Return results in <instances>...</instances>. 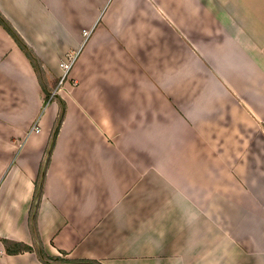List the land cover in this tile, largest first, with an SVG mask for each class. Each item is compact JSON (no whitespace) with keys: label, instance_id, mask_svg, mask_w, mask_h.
Segmentation results:
<instances>
[{"label":"crops","instance_id":"0c3cea01","mask_svg":"<svg viewBox=\"0 0 264 264\" xmlns=\"http://www.w3.org/2000/svg\"><path fill=\"white\" fill-rule=\"evenodd\" d=\"M0 13L49 92L75 55L36 217L46 255L264 264V0H0ZM57 112L0 27V264H42L22 249Z\"/></svg>","mask_w":264,"mask_h":264},{"label":"trees","instance_id":"16d2710c","mask_svg":"<svg viewBox=\"0 0 264 264\" xmlns=\"http://www.w3.org/2000/svg\"><path fill=\"white\" fill-rule=\"evenodd\" d=\"M0 27L13 40V42L20 49V51L24 54V56L29 61L30 65L32 66L36 74V77L38 79V82L40 84V87L44 93V104L45 103L47 104L49 100V103L56 102V104L58 105L57 116H56V119L54 121V124L50 132L48 144H47V147L44 153V158L40 163L38 174L34 182L33 199H32V204L29 210L28 225H29L31 234L36 240L34 241V245L32 248L23 246L22 251L33 252L36 255L38 261L42 264H101L100 262L96 260H88V259L72 260V259H66L63 257H50L45 254L42 248V245L39 241L37 231H36L37 211H38L40 199L43 193L44 179H45V174H46L47 167L50 161V156L54 148L56 137L60 130V126L64 119L66 107H65V103L58 95H54L51 97V93L47 89L45 74L42 69L41 61L38 59V57L35 55L33 50L26 44V42L22 39V37L18 34V32L12 27V25L8 22V20L1 13H0ZM63 255L65 256V254Z\"/></svg>","mask_w":264,"mask_h":264},{"label":"built area","instance_id":"2783aa9c","mask_svg":"<svg viewBox=\"0 0 264 264\" xmlns=\"http://www.w3.org/2000/svg\"><path fill=\"white\" fill-rule=\"evenodd\" d=\"M83 36H84V38H86L88 36V32H85L84 31L83 32ZM74 60H75V55L74 54H71V53H68L62 59V61L60 62L59 67H60V70H61L62 74H61L60 80L58 81L57 87L55 88V90H53L51 92V97L54 96V95H56L57 91H59V89H60V86L67 79L68 73L70 71V68H71ZM32 130H36L37 131V126L34 125L32 127Z\"/></svg>","mask_w":264,"mask_h":264},{"label":"rangeland","instance_id":"374dc122","mask_svg":"<svg viewBox=\"0 0 264 264\" xmlns=\"http://www.w3.org/2000/svg\"><path fill=\"white\" fill-rule=\"evenodd\" d=\"M83 34V33H82ZM58 84V82H56L55 83V85L54 86H56ZM56 88V87H55ZM55 90V89H54ZM52 92V91H51ZM50 92V93H51ZM49 103V100H48V102H47V104ZM51 103V102H50ZM47 104L45 103L44 104V106H47ZM216 212H217V209H215V208H210L209 209V216L210 217H212V216H216ZM222 212H224V218H225V220H228V218L231 216L229 213V211L227 210V209H224V211H222Z\"/></svg>","mask_w":264,"mask_h":264}]
</instances>
